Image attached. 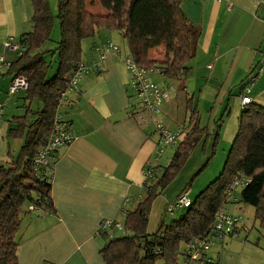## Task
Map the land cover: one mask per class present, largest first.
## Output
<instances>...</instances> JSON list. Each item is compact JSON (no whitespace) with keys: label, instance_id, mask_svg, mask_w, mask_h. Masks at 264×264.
<instances>
[{"label":"crops","instance_id":"obj_1","mask_svg":"<svg viewBox=\"0 0 264 264\" xmlns=\"http://www.w3.org/2000/svg\"><path fill=\"white\" fill-rule=\"evenodd\" d=\"M262 1L181 0L183 14L198 31L197 51L189 63L191 70L184 90L216 94L209 111L210 119L216 114L212 133L201 124L198 108L199 123L206 128L204 135L208 138L218 134L219 139L232 144L238 133L243 108L241 86L264 53ZM33 15L31 0H0V56L4 61L0 102L6 103L0 114V165L11 163L20 151L19 142L24 138L12 136L11 129L18 128L16 117L28 114L29 105L25 91L8 95L13 79L9 68L18 51L9 49L6 42L12 38L19 44L21 37L32 33ZM117 38L118 34L101 30L91 42L82 43L83 63L97 62L99 48L108 43L116 45L121 54L108 51L99 69L79 82L80 93L68 91L73 105L64 103L59 107L58 113L71 123L75 139L52 158L53 210H40L23 218L17 264H104L100 224L105 220L124 221L146 190L144 170L158 150V133L152 116L134 115L130 109L131 90L124 63L127 53ZM152 79L156 84L167 82L157 74ZM249 96L253 104L264 108V69ZM11 103L22 106L24 113L10 115ZM165 104L162 107L168 110ZM231 204L235 210L239 206ZM237 208L242 211V207ZM244 227L245 231L219 241L208 256L219 264H264L262 239L254 240V236L249 240L250 232Z\"/></svg>","mask_w":264,"mask_h":264},{"label":"trees","instance_id":"obj_2","mask_svg":"<svg viewBox=\"0 0 264 264\" xmlns=\"http://www.w3.org/2000/svg\"><path fill=\"white\" fill-rule=\"evenodd\" d=\"M31 1L35 29L18 40L22 53L9 68L13 78L19 75L27 78L24 99L29 105L28 114L16 117L18 128L11 129L12 136L24 138L20 151L11 163L0 165V264H17L23 218L40 210H53L54 170L51 180L40 178L34 172V160L51 132L65 81L82 60L83 40L93 38L101 30L114 32L125 40L126 53L135 63L161 69L167 81L183 89L191 70L189 63L197 51L198 31L183 14L181 0H99L107 10L104 16L87 13L86 0H60L58 17L62 39L56 49L59 70L49 78V63L43 47L50 40L54 17L48 0ZM158 52L163 53L164 59L154 58ZM34 103L38 104L36 110L31 109ZM189 108L192 118L183 129L181 142L174 147L176 153L159 180L156 177V185L150 181L144 185L146 197L126 214L123 231L113 229L110 235V231L99 230L104 241L101 250L104 264H156L160 259L164 264H180L182 246L209 232L216 212L231 203L227 197L228 186L240 176L250 178V182L241 188L240 201L236 202L255 209V221L264 233V108L253 103L242 108L238 133L220 176L191 201L178 221L166 228L162 223L158 233H147L149 209L159 194L158 187L164 188L169 183L191 149L205 136L206 128H201L199 123L194 97L189 100ZM29 113L35 118H29ZM214 137L218 144V134ZM55 154L51 156V164L55 162ZM244 226L234 236L245 231ZM118 232L122 233L121 237H117ZM206 264L219 263L210 258Z\"/></svg>","mask_w":264,"mask_h":264},{"label":"built area","instance_id":"obj_3","mask_svg":"<svg viewBox=\"0 0 264 264\" xmlns=\"http://www.w3.org/2000/svg\"><path fill=\"white\" fill-rule=\"evenodd\" d=\"M262 12V21L264 22V0L260 5ZM6 42V46L13 50L22 53V47L17 42ZM101 51L100 59L92 64L79 62L74 67L72 73L65 81V89L61 92L57 105L58 108L62 104L69 106L73 105V101L67 97L68 91H75L80 93L78 89L79 82L90 73L97 71L100 65L103 64L107 58L108 51H114L121 54V51L113 43H108L106 46L99 48ZM3 58L0 56V69L3 64ZM124 63L129 75L128 86L131 90V103L130 109L134 115L147 113L152 116L156 132L158 133L157 148L154 154L153 161L150 162L144 170L145 184L155 175V170L159 165H155L160 157L164 154L167 147H176L183 137V129L179 128L171 130L170 127L164 125L159 120L158 116L161 114L163 104L168 103L170 96L176 92L178 88L176 83L167 81L163 76L161 69L146 68L135 63L128 53L124 56ZM264 69V53L261 55L259 62L253 67L249 77L244 82L240 92L241 105L245 107L253 103L252 98L249 96L254 83L262 75ZM154 74L162 76L167 82L163 85L156 84L152 77ZM28 89L27 78L23 75L16 76L12 79L8 95H15ZM6 103L0 102V114L5 108ZM1 116V115H0ZM75 139L74 131L71 123L65 120L60 113H56L53 120V125L50 134L46 137L44 145H42L36 154L34 160V172L36 175L43 179L51 180V171L54 170V164H51V156L57 153L63 147L70 145ZM250 182V178L240 176L235 177L227 188V197L231 203H237L235 198V191L243 188ZM144 184V185H145ZM191 201L186 193H181L176 200L167 205L166 211L169 215H173L176 209H185L189 207ZM34 210V208H32ZM244 224V217L240 213L229 212L224 208L219 209L214 217L212 225L209 227V232L203 236L191 239L182 246L180 253V264H206L210 261L208 251L215 243V240H225L235 235L236 230ZM113 229L123 231L124 226L118 220H105L100 224V231H110L113 235Z\"/></svg>","mask_w":264,"mask_h":264},{"label":"rangeland","instance_id":"obj_4","mask_svg":"<svg viewBox=\"0 0 264 264\" xmlns=\"http://www.w3.org/2000/svg\"><path fill=\"white\" fill-rule=\"evenodd\" d=\"M59 1L60 0H48L51 12L54 17L53 27L50 33V40L47 41L43 47L45 50V60L49 63V78L55 76L59 70V54L56 52V49L58 48V45L62 39L58 17ZM85 11L94 16H104L107 13V10L101 6L99 0H86ZM118 37L120 38L117 39L120 42L119 44L122 50L127 52V43L121 36L118 35ZM91 40V38L84 39V45L87 42H91ZM162 54L163 53L158 52L154 55V58L164 59ZM159 85L161 86V84ZM175 86L178 88V90L171 94L170 100L167 104H165L167 105L166 108L169 107L168 110H164L165 108L163 109V106L162 112L163 110L164 112L161 113L158 118L164 123V125L170 127L171 130H176L179 128L185 129V127H188L190 119L192 118V113L190 112L189 108V100L193 98L194 95V100L196 103H198V108L200 110L201 124L207 125L209 132L212 133V130L215 129L214 117L216 114L213 115L212 119H210L209 111L213 105V98L216 96V94L214 96H211L210 94L202 95L200 94L199 90L194 91L193 89H190L189 91H185L179 84L176 83ZM193 92H195V94ZM219 96L222 97L221 94H219ZM201 98H203L202 102ZM21 104L22 102L20 105ZM37 107V103H34L32 106V108L35 110ZM24 111L25 109L22 106H15L13 103H11L9 106V112H12L10 115L23 114ZM31 118H33V115H31ZM203 127L204 126L201 128ZM22 142L23 141H20L19 144L21 145ZM231 149L232 144H227L221 138L219 139L218 144H215V137L208 138V135L202 137L200 141H198L191 149V152L188 154L180 169L172 177L169 183L164 188L158 187L159 194L154 198L149 209L147 233L151 235L158 233L161 229L160 227L162 223L165 224L164 228H166L174 221H178L186 213V209H176L173 215H169L166 211L167 205L172 204L182 192L186 193L189 200L194 202L196 198L204 190H206V188L223 172ZM175 153L176 149L174 147H167L160 159L154 163L155 165H159V167H157L154 177L150 179V183L153 182V184L156 185V181L162 176L164 169L168 167ZM151 161L154 162L153 158ZM241 191L242 189H238L234 193L235 198H237L239 201L241 197ZM141 195L142 197L138 199L139 201L146 197V190H143ZM238 204L240 207H242V211L237 208L239 206H237L235 210L234 205H230V203L223 208L229 212L240 213L244 217V224L249 229V240L253 239L254 236H257L254 238V240L260 238L264 244V233L260 232L259 225L255 221V209L252 206H248L243 203ZM30 216L31 213L29 214V217ZM121 222L124 223V221ZM121 235V232L117 233V237H121ZM219 241L224 240H215V243L211 248L216 247ZM156 264H164V262L162 259H160L156 262Z\"/></svg>","mask_w":264,"mask_h":264}]
</instances>
